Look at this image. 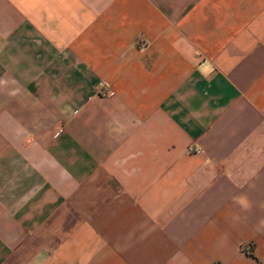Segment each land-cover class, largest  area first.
<instances>
[{
  "label": "crops",
  "instance_id": "0c3cea01",
  "mask_svg": "<svg viewBox=\"0 0 264 264\" xmlns=\"http://www.w3.org/2000/svg\"><path fill=\"white\" fill-rule=\"evenodd\" d=\"M0 264H264V0H0Z\"/></svg>",
  "mask_w": 264,
  "mask_h": 264
},
{
  "label": "clouds",
  "instance_id": "9594fccd",
  "mask_svg": "<svg viewBox=\"0 0 264 264\" xmlns=\"http://www.w3.org/2000/svg\"><path fill=\"white\" fill-rule=\"evenodd\" d=\"M234 202L238 204L244 211H247L251 208V202L246 195L234 197Z\"/></svg>",
  "mask_w": 264,
  "mask_h": 264
},
{
  "label": "built area",
  "instance_id": "2783aa9c",
  "mask_svg": "<svg viewBox=\"0 0 264 264\" xmlns=\"http://www.w3.org/2000/svg\"><path fill=\"white\" fill-rule=\"evenodd\" d=\"M99 91H105V87H104V86H101V87L99 88Z\"/></svg>",
  "mask_w": 264,
  "mask_h": 264
}]
</instances>
